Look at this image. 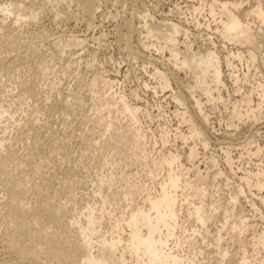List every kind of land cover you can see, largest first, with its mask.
Instances as JSON below:
<instances>
[{"label":"bare ground","instance_id":"bare-ground-1","mask_svg":"<svg viewBox=\"0 0 264 264\" xmlns=\"http://www.w3.org/2000/svg\"><path fill=\"white\" fill-rule=\"evenodd\" d=\"M206 1L199 0L194 10L207 4L215 21L214 31L223 39L244 45L245 51L232 47L221 54L213 45H199L189 37L188 27L173 18L157 20L151 15L148 19L150 15L142 13L140 29L132 18L121 16L127 42L135 31L143 49L153 46L160 53L168 52L165 59L170 67L166 70L164 66V70L155 66L152 71L162 90L170 87L171 80L178 85L180 72L175 69L187 76L186 88L193 105L189 104L190 96L179 89L172 92L175 102L182 106L173 109V114L178 123L186 124V130L177 126L170 133L160 127L156 138L139 121V105L123 96L117 99L112 92L104 95L107 89L100 93V86L111 88V76L94 72L84 79L81 75L72 88L59 86L58 78L47 81L50 63L66 47L81 45L83 38L70 34L48 41L41 38V31L24 29L26 23L46 14L54 20H70L79 14L92 26L100 0H0V12L13 15L9 22L0 20V118L7 113L3 105L13 89L27 106L9 126L12 133L4 136L7 125L0 129V264H264V216L260 224H254L245 204L239 202L241 195L248 197L245 188L255 186L258 202L253 197L247 201L255 216L262 217L264 193L259 191L264 189L263 168L243 169L233 192L226 198L220 194L214 198L218 189L214 192L210 187L220 186L215 180L225 171L216 167L214 157L209 161L212 168L216 167L212 173L194 163L199 153L197 142L203 148L209 143L204 125L209 112L203 109L198 91L208 99L219 92L225 86L224 66L235 81L242 79L233 72L236 59H245L252 66L261 56L264 69V0ZM131 48L128 52L138 56ZM70 68L68 64L62 66V73ZM253 83L251 89L242 92L237 84L241 96L229 100L230 124L236 119L255 123L264 115V81ZM47 86L54 92L46 90ZM101 97L106 110L99 106ZM88 100L94 101L92 115L87 113ZM55 113L60 125L54 121L56 125L51 126L48 118ZM43 114L46 119H42ZM119 114L126 116L127 122L121 131H111L112 121ZM86 119L90 125L83 129ZM101 134L104 137L100 141L93 140L92 135ZM171 137L186 145L190 165L182 162L177 148L166 146ZM253 137L243 145L252 144ZM17 144H22L25 153H20ZM252 149L249 152L256 154L262 147L257 142ZM32 153L38 160L31 159ZM224 153L226 165L232 168L229 150L224 149ZM86 165L91 171H80ZM126 167H133V171L127 172ZM90 176L94 178L92 188L87 186ZM76 187L88 191L83 189L76 195Z\"/></svg>","mask_w":264,"mask_h":264},{"label":"rangeland","instance_id":"rangeland-1","mask_svg":"<svg viewBox=\"0 0 264 264\" xmlns=\"http://www.w3.org/2000/svg\"><path fill=\"white\" fill-rule=\"evenodd\" d=\"M141 1L100 0L101 5L100 8H98L99 11L97 12V17L94 19L92 26H89L87 21L79 14L76 17L77 20L76 18H72L70 20L66 18H59L54 20L51 14H46L44 16H41L40 18L41 21L37 20L35 22L30 21L29 23H26V25H24L25 26L24 29L27 31H41L42 35H44L41 38H45L47 40L49 39L48 41H51L54 38L58 39L59 37H68L70 36V34L77 35L80 38H83V42L81 43V45L75 47L73 46L66 47L64 49L65 51L63 53H60L59 56H56L55 60L50 63V68L47 70L48 71L47 81L58 78L60 79L59 86H63V87L68 86L69 88L70 87L72 88L76 84L75 80L77 81V79L81 78L80 77L81 75H84L82 76L84 79L90 78L94 72L111 76L114 79L111 88L109 87L102 88V86H100V90H99L100 93L101 92L104 93L105 89H107L106 91L108 92H106V94L104 95H107L109 92H112L113 94L115 93L114 95L116 96L117 99H119V97L117 96H123V98L129 103L139 105L140 106V110L138 111L139 121L141 122L143 127L148 130V132L150 131L153 132L154 135L156 134L154 137L157 138V136L160 133V127L161 128L166 127L167 129L170 130V133L175 132L177 126L181 127L182 130H186V124L178 123L177 117L173 114L172 111L173 109L178 107H179L178 109H182V106L175 102V100L172 97L173 95L172 92L173 91L179 92L180 90V92L183 93L185 96L187 97L190 96L189 91L187 90L188 88H186L188 82L187 76H185L184 72H182L181 70L175 69L176 72L177 71L180 72L179 76L177 75L178 85L176 82L175 84L174 81L171 80L173 85L171 83L170 87L172 86V88L167 87V89L165 88L164 90H162L159 84L156 83L157 80L154 79L152 73L154 72L155 66H158L161 69L164 68L168 69L170 67L169 62H167L168 59H165L168 58L169 56L167 55L168 52L165 50V52L163 51L164 53L163 52L160 53L159 51L155 50V48H152L153 46H149V48L152 49L149 48L143 49V47H141L142 45H139L140 44L139 43L140 40L138 36L139 34H136L135 31L129 35L131 40L127 39L130 40L127 42L126 41L127 36L125 38L124 35L126 34L125 27L122 26V24L120 25V23H122L121 18L123 17V15L132 18V20L131 19L130 20L133 21L132 23L135 26H137V28H140L141 27L140 24L143 23V20L142 22H140V16L142 15V13L147 12V14L150 15V18L147 17L148 19H151L152 16H153L152 19L155 18L157 20H160L162 18L163 19L173 18L172 20L177 22H183L186 28L188 27L187 31L188 32L190 31L189 33L192 34L190 35L188 33V35L191 38L193 37L196 43L200 45V43L205 42L210 46L213 45L220 50L221 54L222 53L225 54L226 50L228 49L232 50L231 49L232 47L233 50H236L235 48L239 47V49L243 51H245L246 47L244 45L238 46L232 43L231 41L223 39L218 33H216L214 31L215 21L213 17L208 13L207 4H204L203 8H201L200 10H194V7L198 5L199 0H141ZM208 1L210 0H207L206 3H208ZM245 2L246 1H244V3ZM70 8L75 10L74 6L72 5L70 6ZM102 12L104 15L103 17H100L99 15ZM12 16H13L12 14L4 15L2 12H0V20L3 19L4 21L9 22ZM177 19H181V20L179 21ZM262 27L263 29L261 33L264 34V26ZM140 29H142V27ZM143 32L144 31H142V33ZM204 38L205 39L208 38L211 41L209 42V40L206 39L208 40L206 42ZM47 40L45 41L47 42ZM145 40L148 39L145 38ZM124 41L127 42V44ZM196 43H194L193 47L195 45L196 46L198 45ZM224 44L226 46H224ZM127 45H129L128 47L130 48L132 47L131 48L132 50L134 51L136 50V52H138L137 54L139 55L138 56L136 55L137 57L132 56L128 52L129 49ZM196 46L194 48H196ZM259 51L258 53L260 55L261 51L260 52ZM260 57L258 56L257 58V61L259 62L256 61L258 65H256L257 63L255 62V64L252 66L250 65L248 66L245 62V59L241 60L242 62L238 59H236L237 61L236 60L234 61L235 66L233 67L234 70L233 72L237 74L238 80L242 78L239 81H235L233 77L231 78L230 69L224 66L223 79L225 80V86L221 87L219 92L214 90L216 92H214L215 94L213 93L214 96L212 95L211 98L208 99L206 94L203 93L201 94L200 91H198L197 94V95L200 94L199 95L201 97L200 99L204 105L203 109L205 108L204 110L205 111L207 110L209 112V113L207 112L209 114V119H208L209 123L208 121L204 123L206 127L205 130H207L206 131L207 136L209 137V143L207 148H203L196 141L198 144L197 147L199 153L196 159L194 160V163L197 164L201 170H204V168L209 169L211 173L214 171L213 169L219 166L220 168L222 167L221 169L223 171H225V174L217 177V180H215L216 181L215 183L219 184L220 186L216 188V185H212L210 187V189L213 190L214 192L215 189L219 190L215 192L216 195L214 196V198H217L218 196L221 197L223 196L224 198L228 197L229 196L228 194L233 192V190L235 189L234 188L236 186L235 184H237L236 180L238 181L239 179L238 176L242 174L243 169L245 171V168L255 169V167L257 166L262 167L263 169L262 168L261 169L263 170V178H264V115L260 116L258 121L255 120L256 121L255 123H250L248 120L245 119L244 120L236 119L234 120L235 122L233 121L234 122L233 124H230L228 122V118H229L228 114L231 108L229 100L233 101L236 98L239 99L241 96V93L239 94L240 91L237 90L239 89L237 84H239V86L242 87V88L240 87L242 89L241 90L242 92L243 90L244 91L247 90L245 88L251 89L252 81L254 82L253 84H255L257 80L264 81V77H263L264 72H261L264 71L262 64L263 59L262 58L259 59ZM76 62H77V66H76ZM67 64L71 65L70 71L62 73V66H66ZM248 67H250V69ZM254 67H256L257 69H255ZM250 71L252 72L251 74ZM257 72H261L262 74ZM244 73H248V76L245 79L243 78ZM257 74L259 77L262 76V79L261 78L258 79L259 77L257 78ZM248 78L251 79L248 80ZM179 82L182 83L180 84ZM98 86L99 85H97L96 88H99ZM48 88L49 86L46 87V90H49ZM185 88L188 92H186ZM49 91L54 92V89L51 88ZM218 93L220 95L222 94V98H217ZM6 99L7 101L3 105V108H7L8 110L7 113H3L2 114L3 117L0 118V129L3 131V125L8 126V128H6L4 136H7L10 133H12L11 131H9V126L17 117H19L22 114V109L23 110L27 109L26 102H23L21 100V98L16 93L15 89L12 90V92L10 93V95L6 97ZM192 101L193 100L190 96L189 104L193 105ZM103 102H104L103 98L101 97L100 99L101 104H99V106H103L104 105ZM87 103H88L87 113L92 115L94 101L88 100ZM8 104L10 105L8 106ZM102 108L103 110H106L105 105ZM10 111L13 114V117H10L11 114ZM55 114L53 115V118L51 116L52 120L51 118H48L49 121L48 123L49 124L57 123L58 126V124L60 125L59 123L60 118L57 116V114L56 115ZM41 117L42 119H46L47 115L43 114ZM54 121L56 122L53 123ZM126 122H127L126 116H122L121 114L117 115V118H114L112 121L111 131L112 130L118 132L121 131L122 130L121 126L126 124ZM52 124L50 125L52 126ZM89 125H90V120L86 119L85 121H83L82 127L83 129H86L88 128ZM2 131H0V134L2 133ZM89 131L90 130H88V132ZM253 133L255 134L252 135ZM247 135H249L250 137L254 136L253 137L254 142L245 147L243 144L245 137ZM249 136L246 137V140L250 138ZM92 137L94 138L93 140L97 139V141H100L104 136L101 134L100 136L92 135ZM171 138L172 140H170L169 144L167 143L166 146L177 148V150L181 152L182 162L186 163V165L188 164L190 165L191 161L187 160L185 157L186 145L179 138H175V140H173V137ZM257 142L262 147V150L256 154L250 153L249 150H253L252 148L255 147V144ZM17 145L19 147L20 153H25L24 148L21 147L22 144L20 145L17 144ZM155 146L156 148H158V143ZM225 147L229 150L231 154L233 169L230 168L228 165H226L224 161V154H225L224 149H226ZM110 153L113 157H115V154H113L114 152L112 151V149ZM30 157L34 161L38 160L37 155L35 153L30 154ZM211 157H214L217 160L216 167L214 166L212 168V166L210 165L209 161ZM132 169L133 167H126L127 172L133 171ZM85 170L86 171L89 170V172L91 171L88 165H86L85 168L80 171H85ZM235 175L237 178L235 177ZM227 176L228 178H226ZM93 177H95V174H93ZM93 177L92 176L89 177L90 180L88 181L87 186L91 185V182H93L94 179ZM227 181L228 183L226 184ZM92 187L93 185H91L90 188ZM254 188L255 186H250L249 190L248 188H245L246 195H248V197L245 198L244 197L245 195H241L239 198L240 199L239 202L242 203L243 205L245 204L244 207L246 209L247 215L250 216L252 222H254L255 224L256 221L258 224H260L264 216V208L263 207L261 208L262 217H260L259 214L258 216L257 215L255 216V212L250 209L249 202L247 201V198L249 200V198L253 197V199L258 202L255 196V192H257V190ZM83 189L84 188L82 187H76L75 188L76 195H78L79 192L82 191ZM152 190H154V187L152 188ZM84 191H88V190L84 189ZM259 192L264 193V189H262ZM217 194L220 195L217 196ZM212 227H214V224H212Z\"/></svg>","mask_w":264,"mask_h":264}]
</instances>
